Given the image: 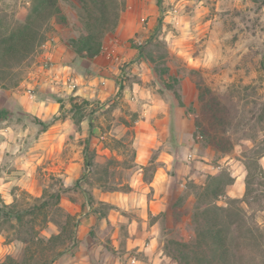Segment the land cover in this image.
<instances>
[{"label":"crops","instance_id":"0c3cea01","mask_svg":"<svg viewBox=\"0 0 264 264\" xmlns=\"http://www.w3.org/2000/svg\"><path fill=\"white\" fill-rule=\"evenodd\" d=\"M160 4L125 0L113 35L93 57L78 56L63 37H52L29 76L0 99L1 198L10 202L13 186L36 191L39 167L67 188L59 204L75 216L73 238L51 264H172L165 261L159 221L149 219L165 210L187 176L194 123L131 45L144 42L141 34L153 22L143 24V14L159 11ZM186 4L177 0L171 9ZM69 95L85 98L91 108L79 121ZM101 110L111 114L100 116ZM124 145L132 150L128 164ZM85 168L108 176L82 185L77 178ZM117 171L127 174L111 182ZM233 183L226 191L238 195ZM74 185L79 193L70 195ZM98 204L106 211L95 209Z\"/></svg>","mask_w":264,"mask_h":264},{"label":"rangeland","instance_id":"374dc122","mask_svg":"<svg viewBox=\"0 0 264 264\" xmlns=\"http://www.w3.org/2000/svg\"><path fill=\"white\" fill-rule=\"evenodd\" d=\"M31 1L0 0V22L10 25L24 22ZM96 2L97 9L104 11L106 16L105 23H94L92 29L102 47L105 39L114 33L125 0ZM176 2L161 0V10L144 13V19L139 15L143 24L151 23L149 21L153 24L141 34L142 44H131L139 49L152 73L156 74L155 83L175 93L185 114L194 123L193 145L187 154V163L191 166L187 176L165 210L149 221H159L165 261L176 264L168 253L173 247L169 241H187L193 235L189 198L206 183L208 175L225 171L233 177L234 191L239 188L241 191L238 195L226 191L227 197L221 196L217 202L223 205L236 199L235 204L241 209L247 226L254 234L263 233L260 248L256 244L243 248L242 264H264V0H187L186 6L172 11ZM84 5L96 14L91 0H56V9L42 25L41 45L4 74L0 99L29 76L40 59L43 43L54 36L63 37L73 50L70 41L87 33ZM201 93L203 100L199 99ZM69 96V108L71 103H80L81 115H87L91 109L87 100ZM214 103L220 109L216 117L223 122L224 128L219 127L216 132L222 136L224 151L208 145L198 126L200 122L213 133L209 124L215 120L207 107ZM99 112L100 116L111 114L105 110ZM122 112L133 118L127 107H122ZM123 149L126 153L124 163L128 164L132 150L129 145H124ZM88 153L84 150L86 158ZM111 162H116L115 158H111ZM103 174L108 176V173H94L85 168L77 181L82 185L94 179L103 181ZM126 174L112 172L111 182L121 181ZM149 174L146 171L145 177ZM35 178L36 191L13 186L9 191L10 202L0 196V264H51L58 251L71 246L75 216L59 204L67 188L54 172L40 167ZM75 186L68 188L70 195L79 193ZM44 201L47 205L41 206ZM4 204H9V215ZM81 209L84 210V205ZM95 209L105 212L106 206L98 204ZM57 229H61L60 233L54 234ZM51 235L57 236L49 239Z\"/></svg>","mask_w":264,"mask_h":264},{"label":"trees","instance_id":"16d2710c","mask_svg":"<svg viewBox=\"0 0 264 264\" xmlns=\"http://www.w3.org/2000/svg\"><path fill=\"white\" fill-rule=\"evenodd\" d=\"M91 5L95 8L96 14L86 5L83 6L86 35L70 41L73 51L78 56L93 57L100 51L101 43L96 40L92 29L94 23H105L106 16L104 11L97 9L96 0H91ZM54 9H56V0H32L29 14L24 22L14 25L0 22V87L4 74L19 65L41 45L44 39L41 32L43 22ZM203 96V93L199 94V99L203 100ZM82 101L86 102L85 99ZM207 109L215 120L209 124L213 133L198 122L201 136L208 145L224 151L226 148L221 146L222 136L216 132L217 128H224L223 122L216 117L220 109L217 103L208 105ZM70 111L73 116H77L75 119L77 121L84 116L81 115L80 103H71ZM219 172L208 175L206 183L189 198L188 211L193 235L187 241H169L173 247L168 253L176 264H242L243 248L250 244L261 247L260 239L263 233L259 231L254 234L247 226L241 209L235 204L236 199H230L223 205L217 202L219 197H227L226 189L233 183L230 173ZM245 184L247 186L246 180ZM46 205L47 201H44L41 206ZM4 206L7 208L6 214L9 215L11 213L9 204ZM17 218L21 219V215L17 214ZM56 236L51 235L49 239ZM253 240L255 243H252Z\"/></svg>","mask_w":264,"mask_h":264}]
</instances>
